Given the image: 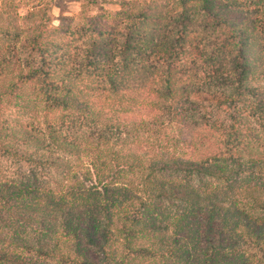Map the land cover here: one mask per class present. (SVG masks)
Segmentation results:
<instances>
[{
    "label": "trees",
    "instance_id": "16d2710c",
    "mask_svg": "<svg viewBox=\"0 0 264 264\" xmlns=\"http://www.w3.org/2000/svg\"><path fill=\"white\" fill-rule=\"evenodd\" d=\"M11 6L0 264H264V0Z\"/></svg>",
    "mask_w": 264,
    "mask_h": 264
},
{
    "label": "rangeland",
    "instance_id": "374dc122",
    "mask_svg": "<svg viewBox=\"0 0 264 264\" xmlns=\"http://www.w3.org/2000/svg\"><path fill=\"white\" fill-rule=\"evenodd\" d=\"M52 1V16H53V26H59L62 23L69 22L74 18L83 16L84 18L91 17H104L107 21L111 13L114 14L121 11L120 3L122 0H8L10 5H12V12L16 11L20 15L26 14L28 11L44 10V5L51 4ZM133 1V0H126ZM4 0H0V7ZM164 1H159L158 6H163ZM83 5L85 8H83ZM18 9V10H17ZM69 20V21H68ZM67 24V23H66ZM32 117L30 115H23L21 119L25 123H30ZM36 119V118H35ZM41 121V119H40ZM35 122V121H33ZM0 168L5 171H11L14 173H25L30 172L32 167L15 163L11 159H5L0 155Z\"/></svg>",
    "mask_w": 264,
    "mask_h": 264
}]
</instances>
